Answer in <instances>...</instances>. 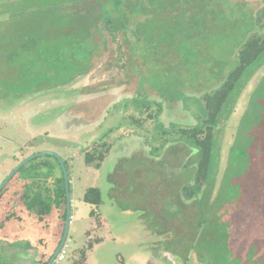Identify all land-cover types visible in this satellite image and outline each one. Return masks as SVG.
Returning <instances> with one entry per match:
<instances>
[{"label":"rangeland","instance_id":"1","mask_svg":"<svg viewBox=\"0 0 264 264\" xmlns=\"http://www.w3.org/2000/svg\"><path fill=\"white\" fill-rule=\"evenodd\" d=\"M171 1L178 8L158 7L157 20L145 26L149 43H135L128 32V47L119 34V68L104 29L106 44L94 34L95 55L76 54L77 66L68 52L59 62L64 39L46 37L61 27L46 21L44 0H37L39 11L27 0H0V184L34 153L64 161L70 222L59 264H72L98 238L86 264H264V66L220 121L218 179L204 201L183 195L193 151L176 134L200 124L201 96L220 85L240 44L259 33L264 0ZM199 9L204 15L194 23ZM142 20L134 17L129 31ZM29 25L39 27L40 39L26 33ZM66 61L69 69L61 67ZM101 140L109 153L100 167L86 165L84 150ZM61 177L57 160L42 156L2 189L0 264H29L63 234V212L40 223L21 200L52 196ZM88 188L100 191L99 206L83 201ZM10 212L20 220L6 218Z\"/></svg>","mask_w":264,"mask_h":264},{"label":"trees","instance_id":"2","mask_svg":"<svg viewBox=\"0 0 264 264\" xmlns=\"http://www.w3.org/2000/svg\"><path fill=\"white\" fill-rule=\"evenodd\" d=\"M27 1H30L28 5L32 8V11H39V9H36L40 6V4H36L37 0ZM175 2L171 0H44L42 5L46 21H54L53 24H56L57 21L60 24L59 27H61L55 32L47 34L46 37L53 36L64 39V49H61L59 53L56 52V58L61 62L62 58L65 57L64 53L68 52H71L70 55L66 56L69 58L76 56V54L79 58L81 56L89 58V56L95 55L98 48L94 41V34L99 32L97 37L102 39L101 32L104 29L115 45L116 58L114 63L121 68L120 61L123 59V53H121V45L118 40L119 34L121 33L122 40L128 47L132 45L128 38V32L135 39V43L141 42V40L149 43L147 34L144 32L145 26L157 20L155 16L158 15V7L159 9L167 6L178 8L174 6ZM186 3L192 6L191 2ZM191 8L195 10V7ZM204 12H200L199 9L197 15L193 16L194 23L202 19ZM258 13L259 33L251 34L240 44L237 50L236 64L227 72L219 86L201 96L204 116L200 124L186 129H179L176 132L179 138L186 140L188 147L193 151V159L190 163L194 168L191 183L182 188L183 195L188 200L199 198L204 201L212 187H214L218 179V177H214L213 173L217 167L219 156L216 135L220 130V121L225 115L232 112V107L252 74L264 66V1ZM181 14L182 18L184 13ZM134 17H142L143 20L136 21L134 28L129 31V23L133 21ZM151 17L152 19H150ZM36 28L39 29L37 26L29 25L26 33L34 36L35 39H40L41 34L35 31ZM68 29H71V31L68 32ZM30 41L21 44L22 52L26 51L27 43H30ZM73 42L76 44L77 50L75 51L71 49ZM103 42L106 44L105 40ZM68 46H70V49L64 52ZM91 53L92 55H90ZM79 65L80 62L77 66ZM61 67L69 69L70 65L66 61ZM255 90L256 88L251 95ZM110 149L111 145L105 140L94 143L89 149L84 150L85 164L94 165L96 168L100 167ZM39 165L44 164L38 163L37 166ZM1 192L2 190L0 194ZM21 200L24 203L25 212L34 216L39 222H42L53 211L63 212L62 219L64 221L66 211L63 176L56 181V188L53 190L52 196L43 198L38 193L33 197H21ZM83 201L91 206H99L101 203L100 191L97 188H88L83 195ZM90 215L96 217L95 229L100 228L101 222L96 212L91 211ZM6 218L20 220V217L13 215L11 212L8 213ZM99 240L95 239L93 243H97ZM93 243L89 242L85 248L80 249L76 253L77 259L72 264H85L86 253L92 249ZM46 263L47 261H44L40 264Z\"/></svg>","mask_w":264,"mask_h":264},{"label":"water","instance_id":"3","mask_svg":"<svg viewBox=\"0 0 264 264\" xmlns=\"http://www.w3.org/2000/svg\"><path fill=\"white\" fill-rule=\"evenodd\" d=\"M42 156H51L54 159L57 160L61 171H62V176H63V181H64V190H65V224H64V231L61 237V240L59 242V244L57 245V247L55 248L53 254L51 255V257L48 259L46 264H52V262L54 261L55 257L58 255L59 251L61 250V248L64 246L66 238H67V231H68V225L70 222V198H69V186H68V176H67V172H66V168L64 165V161L59 158L56 154L51 153V152H38V153H34L31 156L25 158L21 163H19L15 169H13L4 179V181L0 184V191L6 186V184L9 182V180L13 177V175L19 170L21 169L24 165H26L30 160L42 157Z\"/></svg>","mask_w":264,"mask_h":264},{"label":"crops","instance_id":"4","mask_svg":"<svg viewBox=\"0 0 264 264\" xmlns=\"http://www.w3.org/2000/svg\"><path fill=\"white\" fill-rule=\"evenodd\" d=\"M17 221V220H16ZM44 221V220H43ZM43 221L42 222H40V223H43ZM39 222V221H38ZM61 237H62V234L61 233H59L56 237H55V244H53V245H51L50 247H48V245L46 244V246H45V244H44V247L42 248V249H40L39 250V252H35V253H33L34 255H33V257L31 258V260H30V263L29 264H40L41 262H44V261H48V259L51 257V255L53 254V252H54V250H55V248L57 247V245L59 244V242H60V240H61ZM98 239H100V238H98ZM101 240H99V242H100ZM99 242H97L96 244H98ZM2 243H4V246H7V247H10V248H15V249H20V248H17V247H12V246H9V244H7V243H5V242H2ZM43 245V244H42ZM0 247L1 248H3L2 247V245H0ZM28 251H30V250H28ZM89 251V250H88ZM87 251V252H88ZM85 264H86V262H85Z\"/></svg>","mask_w":264,"mask_h":264},{"label":"built area","instance_id":"5","mask_svg":"<svg viewBox=\"0 0 264 264\" xmlns=\"http://www.w3.org/2000/svg\"><path fill=\"white\" fill-rule=\"evenodd\" d=\"M66 248H67V244L65 243L64 246L59 251L58 255L55 257V259L52 262V264H59L60 262H62L65 259V257H66Z\"/></svg>","mask_w":264,"mask_h":264}]
</instances>
